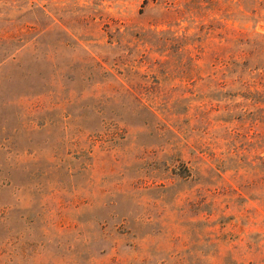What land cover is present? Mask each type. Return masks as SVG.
Masks as SVG:
<instances>
[{
  "label": "rangeland",
  "instance_id": "1",
  "mask_svg": "<svg viewBox=\"0 0 264 264\" xmlns=\"http://www.w3.org/2000/svg\"><path fill=\"white\" fill-rule=\"evenodd\" d=\"M261 34L264 0H0V264H264V124L196 105Z\"/></svg>",
  "mask_w": 264,
  "mask_h": 264
},
{
  "label": "trees",
  "instance_id": "2",
  "mask_svg": "<svg viewBox=\"0 0 264 264\" xmlns=\"http://www.w3.org/2000/svg\"><path fill=\"white\" fill-rule=\"evenodd\" d=\"M169 33H173V31ZM174 35L172 40L176 41L184 58L193 60L194 58L189 54L190 42L187 41L186 35L184 33ZM229 40L239 47L234 49L231 47L226 54L221 56L212 51L210 59L207 60L208 64L202 63L200 72L203 73L204 66H206L211 90L207 98H199L196 105L206 113L212 109L218 110V119L226 121L234 128L245 122L264 124V86L258 88L256 84L259 82L255 79L257 76L264 75V34L246 38L236 36ZM197 50L195 57L204 59L205 51L202 46ZM157 72H160V69ZM169 72L166 69L161 70L162 75H168ZM183 76L188 77L186 69ZM212 101L216 103V107H212ZM197 143L202 145L203 140L199 139ZM209 151H206L208 155ZM180 162L182 169L178 170L177 174L183 178H188L192 172L200 174L202 170H206L205 166L191 169L184 160Z\"/></svg>",
  "mask_w": 264,
  "mask_h": 264
}]
</instances>
